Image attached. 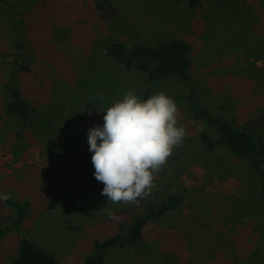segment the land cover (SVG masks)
<instances>
[{"label": "rangeland", "instance_id": "374dc122", "mask_svg": "<svg viewBox=\"0 0 264 264\" xmlns=\"http://www.w3.org/2000/svg\"><path fill=\"white\" fill-rule=\"evenodd\" d=\"M8 1L18 5L0 2V17L20 10L24 20L20 34H14V18L8 17L14 37L6 52H18L21 35V61L31 71L16 66L14 79L37 120L18 140L17 120H0V167L11 165V173L0 176V193L10 194L8 200L16 204L0 200V228H5L0 264L16 259L24 235L52 252L55 264H83L96 239L128 234L133 218L149 203L157 205L176 190L184 193L182 206L145 225L139 245L109 248L106 264H252L247 252L264 234L261 204L249 173L228 147L224 154L220 148L210 158L204 154L198 133L217 136L213 126L189 121L179 103L178 126L186 136L154 173L150 194L132 205L113 204L101 194L104 184L94 176L84 134L91 126H102L104 111L130 90L141 100L145 90L151 96L187 91L188 84L175 77L152 81L143 70H126L103 48L108 39L127 48L151 44L146 36L153 37L161 26L171 31L165 38L191 45V83L198 100L218 112L227 103L225 118L264 130V117L254 111L259 92L264 98V71L256 67V61L264 66V0H198L196 9L189 7L190 0H104L100 11L94 6L97 0ZM253 75L255 80L248 77ZM253 90L259 92L249 99ZM238 94L243 96L236 101ZM246 100L253 106L242 105ZM230 105L237 108L236 115ZM73 110L77 117L66 120L67 129L63 119ZM51 119L63 130L48 126ZM37 128L46 132L41 141L34 137ZM57 131L60 137H54ZM53 138L56 143L48 152L45 146ZM35 144L42 157L28 151ZM5 150L15 157L7 158ZM105 207L117 218H110ZM258 258L264 263V247Z\"/></svg>", "mask_w": 264, "mask_h": 264}, {"label": "trees", "instance_id": "16d2710c", "mask_svg": "<svg viewBox=\"0 0 264 264\" xmlns=\"http://www.w3.org/2000/svg\"><path fill=\"white\" fill-rule=\"evenodd\" d=\"M104 0H97V7H104ZM3 4L10 7L18 5L15 1L0 0ZM199 5L198 0H190L189 7L196 9ZM8 17L14 18L11 30L14 34L19 32L22 25L21 11L9 13ZM18 37V36H16ZM21 43H18V52H15L13 62V76L16 73V66L23 70H28L29 67L21 61L23 57V37L19 35ZM106 55L114 59L115 64H122L126 70L136 68L143 70L147 77L152 81L164 80L168 77H175L178 80L188 84L186 92L178 95H170L176 104H183L184 113L189 121H200L205 125L213 126L216 129L217 136H212L207 131H199L198 137L200 145L203 147L205 155L214 152L220 148L224 154V148H229V154L238 158V161L249 173L252 179L250 184H255V193L261 204L262 217L264 218V130L250 128L247 124H237L232 119L224 117L223 108L220 107V112L213 111L209 106L202 103L197 98L196 87L191 83L190 73V58L189 53L191 45L182 39L171 38L163 41L158 45H150L142 42L135 43L130 48L117 39H108L103 46ZM11 62V61H8ZM15 79L7 80L3 83V87L8 93L9 99L6 103V112L17 120L19 128L16 130L15 140L25 138V131L30 128L32 123L36 122V111L30 103L27 96L23 95L22 90L16 85ZM151 96L149 90H145L142 98L146 100ZM81 112H86L85 109H80ZM70 113L71 116L63 119L64 127L68 129L69 123L77 117L76 113ZM81 117V115H78ZM51 118V117H50ZM67 120V121H66ZM61 123V122H60ZM48 126L55 127L57 130H63L60 124L51 119ZM44 128V126H43ZM43 128H37L35 139L41 141L42 135L46 134ZM73 128V127H72ZM61 131H57L54 135L61 136ZM86 133V132H85ZM53 135V134H52ZM84 140L88 141V133L84 134ZM55 139L48 142L46 145L54 146ZM38 145V144H35ZM223 148V149H222ZM184 193L181 190H176L168 194L159 204L149 203L146 211L141 215L133 218L131 229L128 234L117 232L104 239H96L93 243V252L89 254L83 264H106L107 251L111 247L125 248L128 246H137L143 240L145 225L150 221L159 219L166 213L175 210L182 206ZM15 207V202L7 200ZM22 216L17 217L16 223L19 222ZM5 231L4 227L0 228V234ZM257 234V233H256ZM259 238V237H258ZM264 247V234L260 232V238L251 249L247 252L248 259L253 264H264L259 258V250ZM57 258L52 252H48L40 248L36 242L28 237L21 236L19 240L18 256L11 264H55Z\"/></svg>", "mask_w": 264, "mask_h": 264}, {"label": "clouds", "instance_id": "9594fccd", "mask_svg": "<svg viewBox=\"0 0 264 264\" xmlns=\"http://www.w3.org/2000/svg\"><path fill=\"white\" fill-rule=\"evenodd\" d=\"M104 113L103 125L88 129L94 176L104 184L101 194L108 202L132 205L150 194L154 173L166 165L186 131L178 126L175 100L164 92L141 100L130 90ZM8 199L10 194L0 193V200Z\"/></svg>", "mask_w": 264, "mask_h": 264}, {"label": "crops", "instance_id": "0c3cea01", "mask_svg": "<svg viewBox=\"0 0 264 264\" xmlns=\"http://www.w3.org/2000/svg\"><path fill=\"white\" fill-rule=\"evenodd\" d=\"M96 3L97 2H94V6L97 8V10L100 11L101 9H99L97 7ZM5 17H2L4 20L0 17V120H1V122H3L5 119L7 120L8 118L13 119L6 112V103H7L8 99H9V96H8V93L6 92V90L3 87V83L6 82L7 80H10V79H13L14 78L13 72H12V69H13V62H12L13 58H12V56L13 55H12V52H10V55H8L9 52H6L7 49H8V47L10 49H12V47H13L12 46L13 45V37L14 36H13V33L11 32L10 28L8 27V25L10 26L9 20H8V15L6 16V14H5ZM23 20L24 19H22V23H23ZM157 27H159V26H157ZM167 27L168 26H165V27L161 26V27H159L160 30L155 31V35L153 37L152 36L151 37L146 36L147 37V40H148L147 43H151L150 45H152V44L158 45V44H161L163 41H165L167 39H171V38H165V34H169V33L171 34V31ZM143 38H145V37H143ZM23 52H24V49H23ZM23 56H24V53H23ZM7 57H11V58H9V61H11V62H8V58ZM256 65H257L256 66L257 68L263 69L261 71V73H263L264 66L263 65H260L257 61H256ZM26 71L27 72H30L31 71L30 70V67ZM255 75L257 76L258 74H255ZM255 75L248 76V77L254 79L255 78ZM257 92H259V91H257V90L256 91L255 90L251 91L248 94V96H249L248 98L250 99L251 95H257L258 94ZM260 94H262V93L259 92V94H258L259 99L257 100V103L255 105V110L254 111L257 114H260V116L264 117V98H261L262 96H260ZM235 96H236V94H235ZM242 96H243V94H241V95L238 94L236 101H238L239 98L242 97ZM236 104H238V102H236ZM225 105H227V103ZM242 105L252 107L253 106V102L251 103L249 100H246V101L242 102ZM229 107H230V111L234 115H236V113H238V110H237V108L235 106H233L235 108H233L231 105ZM241 112L240 113H241L242 117H244L245 114H246V111H241ZM223 113L225 114L224 111H223ZM233 114H232V117H233ZM244 119H246V118L244 117ZM236 120H239V119L236 118ZM45 147L48 149V152H49L50 151L49 150V148H50L49 145H46ZM36 148H38V146L37 145H34L30 149H28V151H30V152H36L38 154V156L40 157L41 156V151L40 152L37 151ZM5 151H6L7 156H8L7 158H10L12 160L15 157V155H13L12 152H10L9 150L8 151L5 150ZM11 164H13V161H11ZM9 165H7L5 168H1L0 167V176L7 175V174H10L11 173V168H10L11 165L10 166Z\"/></svg>", "mask_w": 264, "mask_h": 264}, {"label": "built area", "instance_id": "2783aa9c", "mask_svg": "<svg viewBox=\"0 0 264 264\" xmlns=\"http://www.w3.org/2000/svg\"><path fill=\"white\" fill-rule=\"evenodd\" d=\"M262 62L264 63V60L262 59Z\"/></svg>", "mask_w": 264, "mask_h": 264}]
</instances>
